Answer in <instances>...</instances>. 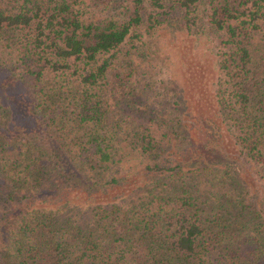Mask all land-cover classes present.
<instances>
[{
    "label": "trees",
    "instance_id": "1",
    "mask_svg": "<svg viewBox=\"0 0 264 264\" xmlns=\"http://www.w3.org/2000/svg\"><path fill=\"white\" fill-rule=\"evenodd\" d=\"M113 1L132 15L0 0V264H264V0H172L208 26L220 77L210 112L195 97L160 136L133 125L119 56L145 0Z\"/></svg>",
    "mask_w": 264,
    "mask_h": 264
},
{
    "label": "rangeland",
    "instance_id": "2",
    "mask_svg": "<svg viewBox=\"0 0 264 264\" xmlns=\"http://www.w3.org/2000/svg\"><path fill=\"white\" fill-rule=\"evenodd\" d=\"M100 1L98 6H94L93 0H89L90 6L95 8H90L89 11L95 20L98 18V22L111 16L125 20L134 11L132 2L126 3L129 8L125 9L121 7L123 2L113 1L110 5H105L108 0ZM165 3L167 8L157 12H169L168 15H160L168 16L166 22L149 28V17L154 14L155 8L151 6V0H145L142 5L144 21L136 28L137 35L128 39L119 50L120 59L125 64L122 68L131 79L136 93L135 105H131L135 108L132 116L140 121L133 125L151 126L152 129H157L156 135L159 136L169 128L160 127L164 122L169 126L179 122L180 125L185 126L187 122L190 125L189 113L198 106L194 103L195 97L198 98L196 101H201L202 111L210 112L214 107L215 84L220 77L212 54L213 38L211 35L207 36L210 32L208 26H201V23L204 24L201 20L198 26L190 30L184 25L183 12L170 8L174 5L173 1L166 0ZM198 12L199 16L207 15L204 5ZM89 15L86 14V17ZM131 53H134L132 76L127 71L130 68L128 60ZM28 87L30 86L21 87L23 96L28 93ZM21 94H18V101L21 104L27 103V99H23ZM125 109L127 107L120 104L116 111H121L126 116L130 110L127 112ZM149 117L156 121L151 123Z\"/></svg>",
    "mask_w": 264,
    "mask_h": 264
}]
</instances>
